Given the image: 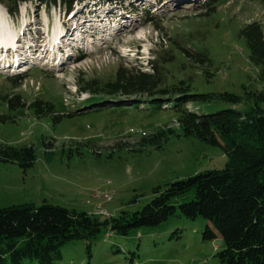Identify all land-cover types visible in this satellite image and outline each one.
Segmentation results:
<instances>
[{
    "label": "rangeland",
    "instance_id": "obj_1",
    "mask_svg": "<svg viewBox=\"0 0 264 264\" xmlns=\"http://www.w3.org/2000/svg\"><path fill=\"white\" fill-rule=\"evenodd\" d=\"M43 1L17 4L16 15L0 2V41L14 34L19 47L17 52L0 48L6 58L5 65L0 64V96L19 95V103H24L8 109L0 99V114L13 119L0 120V143L31 145L36 155L34 165L24 172L15 163H0V207L45 200L94 213L102 205L109 215H117L122 209H140L150 200L154 186L224 168L227 158L222 146L183 136L173 98L184 92L205 95L183 106L197 113L224 108L243 111L252 105L246 92L261 90L263 85L238 31L254 20L264 27V0H219L210 15H201L204 0H77L71 11ZM86 10L93 13L89 17L94 21L84 18ZM58 35L62 37L53 42L50 52L45 46ZM176 41L204 49L211 63L187 59ZM27 45L29 61L8 64L10 55ZM157 50H171L175 56L165 65L162 85L170 88L174 83L179 88L155 94L171 99H163L161 107L148 94L130 97L134 101L128 105L119 93L82 89L91 79H112L121 63L146 69ZM187 78L190 88L184 91L178 82ZM222 92L236 94L240 100L222 99L218 96ZM35 100L49 102L64 115L55 121L53 113H36L28 107ZM161 128L173 130L166 133L161 148L147 145L129 152L127 147L114 146L117 138L141 137L129 133L130 129L149 135ZM134 192L141 195L129 202ZM107 195L109 200L104 202ZM183 198L176 197L175 203ZM206 224L210 225L202 217L188 219L177 213L158 226L134 228L127 235L102 230L89 250L84 240L65 243L57 264H217L214 255L223 244L220 237L202 238ZM24 264L35 261L27 258Z\"/></svg>",
    "mask_w": 264,
    "mask_h": 264
},
{
    "label": "trees",
    "instance_id": "obj_2",
    "mask_svg": "<svg viewBox=\"0 0 264 264\" xmlns=\"http://www.w3.org/2000/svg\"><path fill=\"white\" fill-rule=\"evenodd\" d=\"M10 1V2H9ZM27 0H0L7 10L16 15L17 4ZM77 0H44L45 4L62 5L67 11ZM219 0H204L201 15L216 11ZM86 10L85 13H89ZM192 35V32L189 36ZM248 48V60L258 69L263 85L261 90L247 91L246 98L252 105L246 110L224 108L209 113H197L183 109L191 99L201 94L181 93L173 98L172 108L179 111L176 121L183 136L195 137L209 145H220L226 154L222 169H211L191 176L157 185L151 188V198L136 211L120 210L117 215H103L99 208L96 213L42 201L12 204L0 207V264H24L27 258L35 264H57L61 258V247L72 240H84L87 249L90 242L102 230H110L119 235L141 226H158L177 213L179 216L196 219L202 217L206 224L203 239L220 237L222 248L215 253L217 264H264V27L257 20L245 23L238 31ZM177 44V41L175 42ZM178 45V44H177ZM183 55L196 64L211 63L206 51L178 45ZM171 50H160L148 60L149 67L119 64L112 79L100 82L91 79L82 89L95 94L119 93L125 96L121 102L131 104L129 99L137 94L153 96L150 101L161 107L163 99L156 93L167 94L178 88L174 83L170 88L164 83L167 68L174 60ZM82 58V57H81ZM78 58V59H81ZM13 82V79L9 78ZM190 78L181 79L178 84L189 90ZM16 87V85H15ZM182 87V86H181ZM179 89V88H178ZM222 99L238 102L240 97L231 92L218 94ZM7 102L8 109L24 106L19 103V95L0 96ZM36 113H53L57 121L64 114L57 113L53 105L42 100L29 103ZM167 104L165 103V106ZM70 115V114H67ZM1 121L13 119L0 114ZM172 133L171 128H167ZM163 128L140 138L124 136L115 140L114 146L127 147L129 152L141 151L147 145L161 148L166 140ZM127 139V140H125ZM136 147L132 146V143ZM51 153L50 151L47 152ZM110 157L112 154L109 155ZM35 150L31 145H10L0 143V163L17 164L23 172L35 163ZM134 192L129 202H135ZM184 200L175 203V198ZM102 207V206H101ZM103 208V207H102ZM108 213V212H107ZM132 261V259H130Z\"/></svg>",
    "mask_w": 264,
    "mask_h": 264
},
{
    "label": "bare ground",
    "instance_id": "obj_3",
    "mask_svg": "<svg viewBox=\"0 0 264 264\" xmlns=\"http://www.w3.org/2000/svg\"><path fill=\"white\" fill-rule=\"evenodd\" d=\"M26 25H27V24H26ZM26 25L24 24V27H26ZM27 27H28V26H27ZM80 29H81V28H80ZM80 29H79V30H80ZM75 30H78V26L75 27L74 32H75ZM0 33H1V32H0ZM80 34H81V33H80ZM12 35H13V37L15 36L14 34H12ZM4 37H7V39H6L5 41H8V42H10V41L12 40V38H13V37H10V35H7V34H6ZM60 37H62V36H61V35H58V36L54 37L52 41L58 43L57 40H58ZM77 39H78V38H76L75 40H77ZM79 40H80V39H79ZM5 41H4V42H5ZM13 41H14V40H12L10 43H13ZM17 41H18V39H17ZM73 41H74V40H73ZM1 42H2V40H1ZM8 42H7V43H8ZM14 42H15V41H14ZM53 42H52V43H53ZM62 43H63V42H62ZM13 45H14V46H11V45L9 44V45H8L9 49H12L13 52H17V51L19 50V47H18L17 42H15ZM50 46H51V45H50ZM50 46H45V47H49V48H47V49L50 51ZM30 47H31V46H30ZM28 48H29V47H28ZM29 49H30V48H29ZM54 49H55V48H54ZM30 52H31V51H30ZM17 62H18V61H17Z\"/></svg>",
    "mask_w": 264,
    "mask_h": 264
},
{
    "label": "built area",
    "instance_id": "obj_4",
    "mask_svg": "<svg viewBox=\"0 0 264 264\" xmlns=\"http://www.w3.org/2000/svg\"><path fill=\"white\" fill-rule=\"evenodd\" d=\"M130 132L131 133H137V134L142 135V136L146 135V132L140 131V130L136 131V130L131 129ZM108 200H109V196L107 195L106 197H104V202H106ZM101 206L102 205H98L100 213L103 214V215H108L107 211L104 208H102Z\"/></svg>",
    "mask_w": 264,
    "mask_h": 264
}]
</instances>
